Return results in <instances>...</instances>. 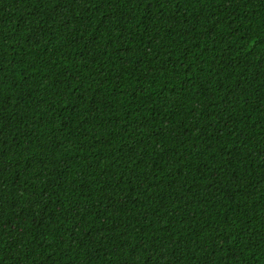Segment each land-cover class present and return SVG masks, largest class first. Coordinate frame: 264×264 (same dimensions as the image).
<instances>
[{
    "label": "trees",
    "instance_id": "16d2710c",
    "mask_svg": "<svg viewBox=\"0 0 264 264\" xmlns=\"http://www.w3.org/2000/svg\"><path fill=\"white\" fill-rule=\"evenodd\" d=\"M0 264H264V0H0Z\"/></svg>",
    "mask_w": 264,
    "mask_h": 264
}]
</instances>
